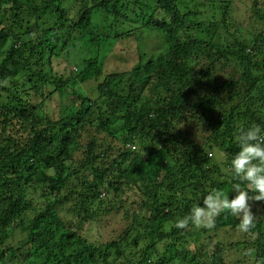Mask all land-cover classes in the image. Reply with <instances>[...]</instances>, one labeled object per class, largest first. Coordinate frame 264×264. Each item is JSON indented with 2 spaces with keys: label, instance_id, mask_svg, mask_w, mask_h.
Returning <instances> with one entry per match:
<instances>
[{
  "label": "trees",
  "instance_id": "1",
  "mask_svg": "<svg viewBox=\"0 0 264 264\" xmlns=\"http://www.w3.org/2000/svg\"><path fill=\"white\" fill-rule=\"evenodd\" d=\"M252 6L245 28L232 0H0V264L264 261V201L251 233L228 211L203 233L175 227L213 189L257 194L231 170L238 130L264 131V0ZM145 29L165 49L138 43L131 60L119 43ZM138 190L125 227L91 242L88 225ZM223 230L243 240L214 243Z\"/></svg>",
  "mask_w": 264,
  "mask_h": 264
},
{
  "label": "clouds",
  "instance_id": "2",
  "mask_svg": "<svg viewBox=\"0 0 264 264\" xmlns=\"http://www.w3.org/2000/svg\"><path fill=\"white\" fill-rule=\"evenodd\" d=\"M238 132L236 140L240 150L231 161L233 178L246 182L247 189L257 194L250 197L248 191L242 189L241 183L233 184L235 196L231 199L223 191L213 189L204 197L203 206L193 207L188 215L176 220L177 229H187L189 224L196 228L212 229L215 227V217L224 211L240 218L237 225L240 232L251 233L256 227L249 201H264V131L259 125H252L247 130L240 128ZM254 251L247 249L245 254L252 256ZM257 264H264V261H257Z\"/></svg>",
  "mask_w": 264,
  "mask_h": 264
},
{
  "label": "rangeland",
  "instance_id": "3",
  "mask_svg": "<svg viewBox=\"0 0 264 264\" xmlns=\"http://www.w3.org/2000/svg\"><path fill=\"white\" fill-rule=\"evenodd\" d=\"M212 2H215L221 6H227L231 0H210ZM233 2V7H234V12L233 15L236 18V26H242L243 24H247V22L249 21L250 23L253 24H257V18L255 17L254 13L251 10L252 4H253V0H232ZM262 5H260L261 8ZM139 23H135L134 21H130V22H126L124 24H122L121 26V30L125 33H129V32H134L137 29V27H139ZM208 25H204V27L200 28L199 31L205 32L208 29ZM247 27V25H245V28ZM243 30H241L243 34H246V30L244 28H242ZM138 33V32H137ZM140 33V32H139ZM138 43L140 44L141 47V54H146V55H153V56H157L158 54H160L161 52L164 51L165 49V43L163 40V35L162 33H160L157 30H143L142 33L139 35L138 39L136 37H129V38H125L122 40V43L120 42L119 44H121V47H123V45H125V51L130 52L132 55V59L134 60L137 57V53L136 50H138L137 45ZM123 44V45H122ZM129 46V47H127ZM127 48H131V50H128ZM126 53V52H124ZM123 53V54H124ZM82 54V52H81ZM108 54V53H107ZM79 55V53L77 54ZM112 62V67L115 65H120L123 63H117L114 59L111 60ZM133 63L130 61L129 63L126 64V66H130ZM124 67L127 68V67ZM63 65H61L60 70L63 69ZM69 99V98H67ZM65 103H68V101H64ZM140 190L138 191H130L128 193H125V195L123 196V199L121 204L123 206L122 209L117 210L112 212L111 214L107 215L105 218H103L100 223L94 224L92 223L91 225H88L87 227V233H86V237L93 243H102V242H106L108 241L110 238H113L116 236V232H119L123 227H125L126 225V220H125V216L127 215V211L132 213V210L129 209V205L125 202L131 203L132 201H141V196H140ZM232 196L234 197L235 194H232ZM105 197V195H104ZM232 197V198H233ZM106 198V197H105ZM43 200H38L37 202H43ZM120 203V202H119ZM118 203V204H119ZM127 204V205H126ZM249 204L251 205V211L253 212V214L255 215V217H259L261 213H256L254 210H257L259 208V205L257 203H253L252 200L249 201ZM65 211V209L63 210V212ZM129 218H132L131 215H128ZM26 220H32L33 216L32 214H28L25 217ZM207 230V228L204 227H200V228H196L194 227V230L196 232H201L203 233L204 230ZM211 238L212 241H214V243L216 241L222 242L224 244H229V243H236L239 240H243V237L241 235L240 232L237 231H233V230H223L218 232L217 234H211ZM243 249H239L238 251H234L231 250L227 252V256L226 261L227 264H241L239 262H237V260H243L244 256H243ZM238 252V253H237ZM246 252V251H245ZM244 263V262H243ZM246 264V263H244Z\"/></svg>",
  "mask_w": 264,
  "mask_h": 264
}]
</instances>
